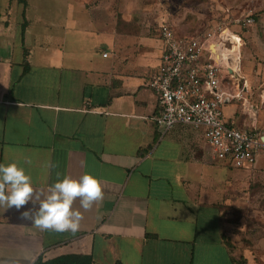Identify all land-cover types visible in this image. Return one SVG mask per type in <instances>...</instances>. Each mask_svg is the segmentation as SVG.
I'll list each match as a JSON object with an SVG mask.
<instances>
[{"label":"crops","instance_id":"obj_1","mask_svg":"<svg viewBox=\"0 0 264 264\" xmlns=\"http://www.w3.org/2000/svg\"><path fill=\"white\" fill-rule=\"evenodd\" d=\"M26 2L0 0V163L23 167L38 191L89 173L104 195L80 209L75 233L22 218L38 203L0 207V264L70 255L93 264H264V251L239 247L229 197L264 171V149L255 164L234 168L214 157L202 128L163 134L148 86L162 54L139 74L103 39L86 42L79 5Z\"/></svg>","mask_w":264,"mask_h":264},{"label":"rangeland","instance_id":"obj_2","mask_svg":"<svg viewBox=\"0 0 264 264\" xmlns=\"http://www.w3.org/2000/svg\"><path fill=\"white\" fill-rule=\"evenodd\" d=\"M71 1L83 11L80 20L86 27L81 26L87 31L86 42L96 44L103 39L107 49L115 53L113 56L128 59L130 68L139 74L143 67L155 68L160 63L163 45L159 27L163 22L171 23L177 35L201 34L217 24L229 26L241 36L240 75L248 81L246 95L257 109L258 126L264 131V0ZM250 16L254 23L244 25V19ZM106 36L112 38L111 42ZM224 114L227 120L236 116L237 125L250 124L238 102L225 106ZM256 174L241 180L244 184L229 194L231 217L238 224L239 247L264 251V244L256 247L264 240V171ZM239 261L245 263L242 258Z\"/></svg>","mask_w":264,"mask_h":264},{"label":"built area","instance_id":"obj_3","mask_svg":"<svg viewBox=\"0 0 264 264\" xmlns=\"http://www.w3.org/2000/svg\"><path fill=\"white\" fill-rule=\"evenodd\" d=\"M254 21L250 16L243 24ZM235 36L241 39L221 24L198 35H177L171 23L163 22L159 27L161 63L148 86L157 95L159 114L154 120L163 134L180 124L202 128L215 158L243 168L255 164L264 149V131L258 126V111L246 95L248 82L240 75L243 45L233 39ZM234 73L244 79L242 86ZM233 102L240 104L250 120L244 128L225 117V106Z\"/></svg>","mask_w":264,"mask_h":264},{"label":"clouds","instance_id":"obj_4","mask_svg":"<svg viewBox=\"0 0 264 264\" xmlns=\"http://www.w3.org/2000/svg\"><path fill=\"white\" fill-rule=\"evenodd\" d=\"M103 195L101 181L89 173L78 179L65 175L47 189L38 191L23 167L14 162L0 163V207L19 210L29 202L38 203V209H28L21 216L40 230L75 233L83 219L80 209H91ZM77 200L79 208L73 207Z\"/></svg>","mask_w":264,"mask_h":264},{"label":"trees","instance_id":"obj_5","mask_svg":"<svg viewBox=\"0 0 264 264\" xmlns=\"http://www.w3.org/2000/svg\"><path fill=\"white\" fill-rule=\"evenodd\" d=\"M18 1H21L24 4H27L26 0H18ZM238 126L241 128H244V126H240V125H238ZM35 264H93V260L89 256L70 255V256H60V257H57L55 259H51V260H47V261H43L40 258ZM234 264H245V263L239 261V259H236Z\"/></svg>","mask_w":264,"mask_h":264},{"label":"bare ground","instance_id":"obj_6","mask_svg":"<svg viewBox=\"0 0 264 264\" xmlns=\"http://www.w3.org/2000/svg\"><path fill=\"white\" fill-rule=\"evenodd\" d=\"M233 39L241 45L240 37L235 36ZM213 50H214V52L216 53L217 57H218V58H221V57H220V54L216 51L215 45H213ZM234 61L237 62V57L234 58ZM241 75H242V74H241Z\"/></svg>","mask_w":264,"mask_h":264},{"label":"water","instance_id":"obj_7","mask_svg":"<svg viewBox=\"0 0 264 264\" xmlns=\"http://www.w3.org/2000/svg\"><path fill=\"white\" fill-rule=\"evenodd\" d=\"M234 76L238 78L240 85L242 86L244 84V79L241 78L237 73H234Z\"/></svg>","mask_w":264,"mask_h":264}]
</instances>
